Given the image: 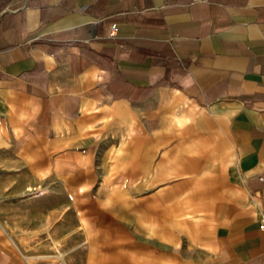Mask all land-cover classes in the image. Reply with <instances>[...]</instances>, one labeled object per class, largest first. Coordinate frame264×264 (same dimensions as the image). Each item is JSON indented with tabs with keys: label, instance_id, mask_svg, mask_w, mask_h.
<instances>
[{
	"label": "crops",
	"instance_id": "0c3cea01",
	"mask_svg": "<svg viewBox=\"0 0 264 264\" xmlns=\"http://www.w3.org/2000/svg\"><path fill=\"white\" fill-rule=\"evenodd\" d=\"M262 216L264 0H0V264H264Z\"/></svg>",
	"mask_w": 264,
	"mask_h": 264
},
{
	"label": "built area",
	"instance_id": "2783aa9c",
	"mask_svg": "<svg viewBox=\"0 0 264 264\" xmlns=\"http://www.w3.org/2000/svg\"><path fill=\"white\" fill-rule=\"evenodd\" d=\"M117 30H118L117 26L112 25L110 37L114 38L117 34ZM259 229L264 231V216H262L261 219L259 220Z\"/></svg>",
	"mask_w": 264,
	"mask_h": 264
},
{
	"label": "rangeland",
	"instance_id": "374dc122",
	"mask_svg": "<svg viewBox=\"0 0 264 264\" xmlns=\"http://www.w3.org/2000/svg\"><path fill=\"white\" fill-rule=\"evenodd\" d=\"M0 232L4 235V231L0 228Z\"/></svg>",
	"mask_w": 264,
	"mask_h": 264
}]
</instances>
